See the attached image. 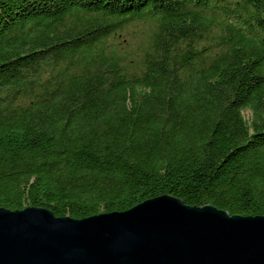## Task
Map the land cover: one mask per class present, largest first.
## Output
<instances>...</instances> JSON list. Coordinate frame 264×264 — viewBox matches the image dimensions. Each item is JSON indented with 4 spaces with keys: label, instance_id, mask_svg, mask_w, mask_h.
Here are the masks:
<instances>
[{
    "label": "trees",
    "instance_id": "trees-1",
    "mask_svg": "<svg viewBox=\"0 0 264 264\" xmlns=\"http://www.w3.org/2000/svg\"><path fill=\"white\" fill-rule=\"evenodd\" d=\"M163 195L264 216V0H0V208Z\"/></svg>",
    "mask_w": 264,
    "mask_h": 264
},
{
    "label": "water",
    "instance_id": "water-1",
    "mask_svg": "<svg viewBox=\"0 0 264 264\" xmlns=\"http://www.w3.org/2000/svg\"><path fill=\"white\" fill-rule=\"evenodd\" d=\"M0 264H264V216L170 195L82 219L0 208Z\"/></svg>",
    "mask_w": 264,
    "mask_h": 264
},
{
    "label": "rangeland",
    "instance_id": "rangeland-1",
    "mask_svg": "<svg viewBox=\"0 0 264 264\" xmlns=\"http://www.w3.org/2000/svg\"><path fill=\"white\" fill-rule=\"evenodd\" d=\"M150 35V26L144 23H135L129 25L125 30L121 31L114 38L108 40L113 49L116 48L124 53H137L142 44L148 39ZM245 117H249V112H245Z\"/></svg>",
    "mask_w": 264,
    "mask_h": 264
}]
</instances>
